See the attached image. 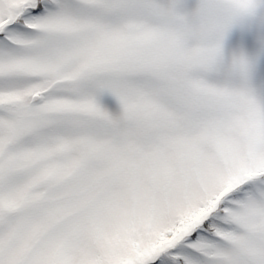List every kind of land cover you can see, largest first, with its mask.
I'll return each instance as SVG.
<instances>
[{
    "label": "snow or ice",
    "instance_id": "snow-or-ice-1",
    "mask_svg": "<svg viewBox=\"0 0 264 264\" xmlns=\"http://www.w3.org/2000/svg\"><path fill=\"white\" fill-rule=\"evenodd\" d=\"M0 264H264V0H0Z\"/></svg>",
    "mask_w": 264,
    "mask_h": 264
}]
</instances>
